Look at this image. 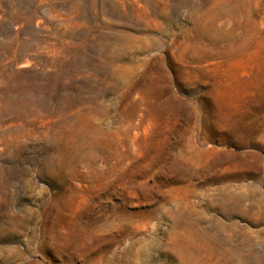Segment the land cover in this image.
I'll return each mask as SVG.
<instances>
[{
	"label": "rangeland",
	"instance_id": "obj_1",
	"mask_svg": "<svg viewBox=\"0 0 264 264\" xmlns=\"http://www.w3.org/2000/svg\"><path fill=\"white\" fill-rule=\"evenodd\" d=\"M0 264H264V0H0Z\"/></svg>",
	"mask_w": 264,
	"mask_h": 264
}]
</instances>
